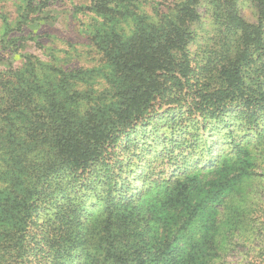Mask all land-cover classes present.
Here are the masks:
<instances>
[{
  "label": "trees",
  "instance_id": "16d2710c",
  "mask_svg": "<svg viewBox=\"0 0 264 264\" xmlns=\"http://www.w3.org/2000/svg\"><path fill=\"white\" fill-rule=\"evenodd\" d=\"M251 1L255 24L240 17L238 0H171L151 15L139 0L78 4L73 17L87 34L83 45L99 56L96 66L64 67L55 58L19 53L16 66L0 70V264H215L189 261L185 248L172 246L176 234L162 233L153 245L139 208L153 200L156 184L167 185L155 170L172 162L180 194L204 197L201 178L222 172L227 162L210 155L204 138L215 132L249 166L262 163L264 0ZM201 4L217 26L218 49L212 27L200 22ZM34 9L28 0L25 10ZM20 19L18 28L27 21ZM199 32L209 33V44L192 53ZM95 77L107 85L81 86ZM160 120L169 129L191 128L184 142L190 152L199 150L201 130L200 152L213 160L191 168L183 154L163 147L154 164L141 161L147 151L130 148L145 143L148 127ZM249 137L252 143L241 147ZM173 138L184 147L182 137ZM117 146L127 152L120 158ZM135 165L148 170L147 184L129 191L122 175ZM225 189L212 191L217 205L210 214L229 208Z\"/></svg>",
  "mask_w": 264,
  "mask_h": 264
},
{
  "label": "rangeland",
  "instance_id": "374dc122",
  "mask_svg": "<svg viewBox=\"0 0 264 264\" xmlns=\"http://www.w3.org/2000/svg\"><path fill=\"white\" fill-rule=\"evenodd\" d=\"M90 1L93 0H30L31 6L33 5L35 8L31 12L25 10L28 0H0V70L10 64L16 66L19 53H30L43 60L55 58V63L64 67L69 65L89 69L96 66L99 56L83 45L86 42L87 34H81L79 19L73 17L72 13L74 6ZM139 1L142 3L140 8L151 15L164 8L166 3L161 7V2H170L171 0ZM237 4L240 17L249 24H255L258 19V8L255 2L238 0ZM198 11L201 16L200 22L209 24V28L212 27L209 32L216 36L215 45L218 49L220 44L216 33L217 26H214L208 6L201 4ZM22 16L26 17L27 21L18 28L16 24L21 21ZM35 25L37 27H34ZM208 34L199 32L196 41L191 44L189 50L194 53L197 48L209 44ZM98 80L96 77L91 78L87 80L89 82L81 83V86L88 87L87 84H91L93 87H99L98 84L107 85L104 80ZM137 132L140 136L142 129L138 128ZM146 132L147 141L143 143L142 140L145 138L140 139L135 147L130 148V151L134 149L140 150V152L147 151L146 155L140 156L141 161L145 158L150 161V164H154L153 154L161 152L163 147L175 154H183L186 160L192 161L191 168L197 161L204 164L212 161L213 157L210 155L215 156L214 158L217 160L224 157L227 159V162L222 165V172L201 178L200 184L205 185L206 191L203 192L205 196L195 195V197L193 195L191 200L180 194L181 188L176 186L175 181L172 180L171 174H173L174 166L171 164L173 162L168 167L162 165L155 170V174L160 177L158 181L167 185L156 184L159 188H156V191L150 195L153 200L147 203L142 201L139 208L141 212L139 224L141 226L145 221L148 222L153 245L161 243L159 241L160 234L171 233L177 235L172 246L185 248L189 253L187 256L189 261L203 259L215 264H262L264 259V159L262 163L249 166L250 159H247L242 153L239 156L233 154L224 143V138L217 132L209 138H204L207 139L206 144L210 149L208 156L205 151L200 152L204 144L201 130L198 131L196 140L199 150L192 152L190 149H186L184 144L185 141L186 144H189L188 138L185 136L189 135L187 132L192 134L190 127L169 129L167 122L160 120L159 123H152ZM174 134L176 138H183L181 143L185 148L177 147L172 143L175 140ZM251 140L250 137L243 140L241 147H247L252 143ZM117 144L122 145L121 141H118ZM113 150L118 158L127 153L124 149L120 150L119 146L113 147ZM129 169L128 172H125V167L122 172H125L122 175V180L127 181L128 190L134 191L136 188L143 190V184H147L144 183V176L148 170L145 167L137 170V165L131 166ZM243 172H247L249 176L238 181L236 176ZM150 176L154 180L157 178L154 175ZM244 176L242 175L241 178ZM219 180L220 182L215 188L207 186V183ZM0 186L2 187V184ZM225 187L227 196L224 199L228 198L229 208L223 211L219 206L218 211H222V214H210V210L217 205V200H213L215 195L212 194V191ZM210 200L214 202L212 203ZM149 215L151 216L149 217Z\"/></svg>",
  "mask_w": 264,
  "mask_h": 264
}]
</instances>
